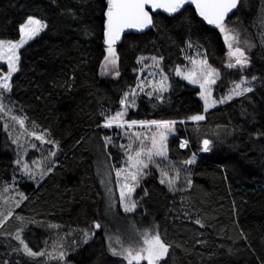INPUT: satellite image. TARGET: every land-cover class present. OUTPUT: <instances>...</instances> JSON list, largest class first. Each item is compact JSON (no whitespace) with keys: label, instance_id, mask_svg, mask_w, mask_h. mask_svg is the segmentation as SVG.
Segmentation results:
<instances>
[{"label":"trees","instance_id":"1","mask_svg":"<svg viewBox=\"0 0 264 264\" xmlns=\"http://www.w3.org/2000/svg\"><path fill=\"white\" fill-rule=\"evenodd\" d=\"M106 7V0H0V39H19V26L28 16L47 21L48 27L20 49L10 99L26 126L46 134L57 148L52 171L39 184L21 185L27 199L0 227V264H45L56 226L95 222L101 228L87 243L81 237L74 244L67 241L73 246L64 264H127L109 250L115 243L107 239L114 235L106 215L107 190L120 217L151 227L171 245L161 264H264V0H240L225 21L254 44L245 70L227 67L224 34L187 6L174 16L153 14L155 26L127 34L115 46L116 78L100 73ZM193 47L219 70L218 98L234 81L256 78L251 92L218 104L200 122L186 119L205 113L200 88L176 72ZM140 57H163L161 69L171 87L162 100L139 95L125 119L178 121L168 139L169 157L176 162L200 153L205 138L212 144L190 165V187L171 190L151 169L136 189L137 209L125 212L112 182L122 160V138L103 126L101 114L122 107L120 100L138 83ZM0 70L8 71L2 64ZM181 139L189 141L186 149L179 148ZM17 158L16 142L0 118V190L16 173ZM21 228L23 239L43 256L23 251L16 239ZM18 248L22 254L16 257Z\"/></svg>","mask_w":264,"mask_h":264},{"label":"snow or ice","instance_id":"2","mask_svg":"<svg viewBox=\"0 0 264 264\" xmlns=\"http://www.w3.org/2000/svg\"><path fill=\"white\" fill-rule=\"evenodd\" d=\"M188 3L194 4L200 17H203L208 24L216 25L220 31L224 34V41L227 44L228 52V63L227 67H241L244 68L249 65L250 60L247 56L245 49L240 47L239 33L235 29L229 28L225 23L226 17L233 9H236L240 3V0H106V11H105V26H104V43L106 45V55L104 56V63L101 65L102 72L114 71L116 76L120 75L118 71L119 54L116 51V43L121 40L122 35L126 29H145L149 26H155L153 21V15L149 11L151 9H163L167 13L174 14L179 12ZM48 27L47 21L39 19L35 16H28L26 21L19 26V39L17 40H4L0 39V61H4L7 65V72L0 70V111L4 110L2 103V97L5 92H11L12 90V77L13 74L19 71L20 66V49L24 47L29 41L37 37L44 29ZM191 47V44H189ZM204 59L189 58L192 63V69L187 72H182L180 68L176 69L178 75H183L192 84H198L200 86L199 95L203 98L204 109L206 113L209 108H214L217 104L227 103L233 100L235 97L243 96L245 93L251 92V87H245L248 83V78L243 77L239 81H234L233 86L228 90L226 95H221L218 99L213 96L212 86L216 84L219 78V70L214 69L208 64L206 53L203 54ZM144 57L140 60L143 61ZM153 62L158 66L159 62L163 60V57H153ZM256 79L255 77L252 78ZM144 83L141 82L137 85L141 91H143ZM171 87L168 82L167 75L160 70V80L153 81L150 91L147 92L148 96L158 95L159 99H163V93L169 90ZM138 93L135 90L126 92L123 98L120 100V104L123 108L114 114L104 116V126L112 127L113 125L133 127L136 125L140 126H155L157 131L150 135L149 143L150 147H145L144 143L141 142L137 149L132 148V144L128 145V149L132 151V155H129L128 160L130 166L127 170L117 169L116 176H123V180L120 185V198L124 201V211L132 212L136 208V202L130 199L131 194L135 191V186L139 183L138 177L141 176L143 170L148 167L149 163H155V157L167 158L168 146L167 140L168 135L174 132V126L176 120H126L128 108L136 107V98ZM20 125L24 124V119L14 117ZM187 120L200 122L205 120V115L197 113L186 118ZM32 136L43 141L45 139L44 134L32 132ZM141 133H136L137 137H140ZM105 140L109 143L110 138L105 137ZM48 143H54V141H48ZM189 144L188 140H182L180 143L181 148H186ZM212 141L204 139L202 141L205 152L211 151ZM35 147V145H33ZM51 156H55L56 153H50ZM195 162V154L185 164H192ZM18 165L22 164V170L25 173L30 174L32 169L29 164L21 160H16ZM159 168V164H156ZM40 168V165H37ZM47 171H52L49 168ZM45 175L43 170L39 171V176L42 178ZM30 178L35 179V176L30 175ZM179 180V171L176 170L175 177L169 175L167 171L161 169V183H167L171 190H175L177 181ZM131 181V182H130ZM187 184L190 187L192 181L187 180ZM21 200L16 201V206H19L23 200L27 197L23 193ZM2 215V213H0ZM8 216L12 215L9 211ZM7 217H5L6 219ZM3 220H0V224ZM196 224H201L200 220L195 221ZM96 229L101 228V224L96 222L94 224ZM93 233L83 231V243H87ZM141 240L135 246L129 244L127 247L122 242L117 240L120 245L119 248L112 247L109 244V250L113 255L122 257L127 261V264H141L142 261H147V264H161V261L168 255L170 244L166 243L158 231L145 230L140 233ZM246 238V237H245ZM16 239L21 242L23 251L32 257L43 256L45 253L33 251L29 247L28 243L23 239V229H18ZM111 240V238H109ZM62 248L63 245H60ZM66 253L59 251L58 259L64 260Z\"/></svg>","mask_w":264,"mask_h":264},{"label":"rangeland","instance_id":"3","mask_svg":"<svg viewBox=\"0 0 264 264\" xmlns=\"http://www.w3.org/2000/svg\"><path fill=\"white\" fill-rule=\"evenodd\" d=\"M227 26L229 28L235 29L234 27L229 26L228 24H227ZM235 31L239 33V41H240L239 46L245 49V52H246V54L250 60V54L253 51V47H254L252 40L248 36L243 35L244 31H240V30H236V29H235ZM116 51H117V49H116ZM203 54H205L203 52V50L196 48V47H193L191 50L187 51L186 52V64L179 67L181 69V71L187 72V71L192 69L193 66H192V63H191L189 58L204 59L205 56ZM207 61H208V59H207ZM103 63H104V60H103ZM140 63H141L142 67L140 70L137 85L140 84L141 82H143L145 86L143 88V91H141L139 88H137V85L133 89H131V90H135L138 93L137 98L139 97V95L147 94L148 91L152 90L151 89L152 82L160 80V70H161V63L159 62L158 66H157L156 64H154L152 58H146V59H143V61L140 60ZM227 63H228V57L226 60V64ZM0 64L5 65L7 67V65L4 61H0ZM208 64H209V62H208ZM249 65H250V63H249ZM249 65L244 67V68H241L239 66L234 67V68L245 70L246 68L249 67ZM118 69H119V63H118ZM100 73H101V76L104 78L105 77H115V78L118 77L114 74V71L102 72L101 68H100ZM163 73H165V72L163 71ZM180 77L183 78L184 80H186L188 83H190L187 79L184 78L183 75H180ZM167 78H168V76H167ZM168 82H169V80H168ZM190 84H192V83H190ZM192 85L200 88V86L198 84H192ZM232 86H233V84H232ZM245 87H251L253 90L254 80L248 79V83L245 85ZM212 88H213V96L216 97L215 85H213ZM200 91H201V89H200ZM164 93L165 92L159 93V95H163ZM245 94H247V93H245ZM153 96H158V95L154 94ZM137 98H136V101H137ZM216 98L218 99V97H216ZM2 103L4 105V110L0 111V118L4 122L6 130L9 132L11 137L16 142L17 149H18L17 160L19 159L22 162L26 161L29 164L30 168L32 169V172L30 174L25 173L22 170V164L18 165L16 163L17 169L15 170L16 173L13 175L12 180L9 183H6L3 186V188L0 190V213H2V215H0V220H3V223L0 224V227L13 215V213L19 207V206H16V201H20L22 199L20 194L23 193L25 196L24 190H23L21 185L24 182H33L35 184H39L40 181L44 177H46V175L50 172L47 170L49 168L52 169L53 166L57 163L56 155L55 156L50 155V153H52V152H55L57 154V148L53 143H48V141H51V140L47 137V135L44 134L45 139L43 141H41V140H39L36 137L31 135V133L34 131L30 130L26 126L25 120H24V124L20 125L18 123V121L16 119H14V117H18V118H22V119H24V118L20 114V112L17 111L14 103L10 99V92H5L3 94ZM122 108H123V106L117 111H120ZM130 108L131 107L128 108L127 112H129ZM210 109H212V108H209V110ZM114 113H110V114H114ZM206 113H203V115H205ZM103 126H104V123H103ZM105 128L113 130V134L120 135L122 138V141L120 144V148H122V152H123L122 160H121L119 166H117L114 170L115 174L113 176L112 182L114 180L117 198H118V201L120 203V207L122 208V210H124V207H123L124 201H122L120 198V185H121V182L123 180V176L117 177L116 176V170L117 169L127 170L130 166V161L128 160V157H129V155H132L133 153L131 150L128 149V145L131 143L132 148L137 149L138 145L141 142H143L145 147H150V143H149L148 138L150 137V135L154 134L157 131V129L155 126L148 127V126H140V125H136L133 127L113 125L112 127H105ZM174 129H175L174 132H172L168 135V139L171 136L175 135L176 125L174 126ZM136 133H141L142 135L140 137H137ZM38 134H40V133H38ZM205 139H209V138H205ZM182 140H184V139H181L179 141V148H181L180 143ZM33 145H35V147H33ZM167 146H168V140H167ZM202 148H203V145L201 143V152L200 153H194L195 159H199L201 157V155L203 153H205V151H203ZM181 149H183V148H181ZM192 157H193V155L191 156V158ZM154 159H155V163H149L148 167L143 170V173L141 174V176L138 177L139 183L135 186V191L130 196L131 200L135 201L136 189L138 188L140 183L146 179V177L151 172V169L157 170L160 174V178H161V169H163L164 171H167L169 173V175H171L173 177H175L176 170H178L179 171V180L177 181L175 188L177 186H179L180 184H183L184 186L187 185V180L190 179V165L191 164H185V161L182 163L173 161L169 157V153L167 155V158L155 157ZM38 164L40 165L39 169L37 168ZM156 164H159V168L156 167ZM40 170H43L45 172V175L42 178L39 176ZM30 175L35 176L36 178L32 179V178H30ZM165 184H167V183H165ZM106 197H107L106 215H107L108 220L114 226L113 227L114 228V235H113V237H111V241L115 244L114 245L111 244L112 247L119 248L120 245L117 243L118 239L120 242H122L124 244L125 247H127L129 244H133L135 246L141 240L140 233L144 232L145 230H153L151 227H148V226H145L142 224H135L134 222H132L129 219H124V218L120 217V215L117 212L118 210H117V204H116L115 197L110 192V190H107ZM21 203H19V205ZM136 209H137V206H136L135 210ZM9 211L12 212L11 216L7 215ZM5 217H7V218L5 219ZM75 225L76 224L69 225L68 227H60V226L55 227V241H54L53 245L47 251V257H46L45 264H64L65 260L67 259L68 255H69V249L73 246V245L68 246L67 241H68V243H70V240L72 239V240H74V242H73V244H74V243L78 242L79 237L84 239V236H83L84 230L88 231L89 233H93V235H95L99 231V229H96L94 227V224L92 227H90L88 225L87 226H80V225L78 226V224H77L76 225L77 228H75L76 227ZM90 228H94V229L90 230ZM93 235L91 236V238L93 237ZM109 238L110 237L108 236L107 239L109 240ZM25 242L28 243L27 240H25ZM28 245H29V247H31V245L29 243H28ZM60 245H63V247L61 248ZM15 250L17 251L14 253L16 255V257H18V255L22 254L21 250L19 248L15 249ZM59 251H64L66 253L64 260L58 259ZM144 263L147 264V261H144Z\"/></svg>","mask_w":264,"mask_h":264},{"label":"water","instance_id":"4","mask_svg":"<svg viewBox=\"0 0 264 264\" xmlns=\"http://www.w3.org/2000/svg\"><path fill=\"white\" fill-rule=\"evenodd\" d=\"M187 6H193V7L196 9V7H195L194 4L188 3V4H186V5L184 6V8L187 7ZM184 8H182L179 12L174 13V14L167 13V12H166L165 10H163V9H155V10H154V9H151L150 7H149V11L152 13V15H153V14H157V13H164V14H167V15H169V16H174V15L180 13ZM234 10H235V9H233V11L230 12V13L228 14V16L226 17V20L228 19L229 16L232 15V13L234 12ZM197 12H198V11H197ZM198 14H199V13H198ZM226 20H225V21H226ZM206 22H207V21H206ZM209 25H211V24H209ZM211 26H216V25H211ZM151 27H152V26H149L148 28H145V29H142V30H140V29H126L125 32H124V34H123L122 37H121V40H120V41H117V43H116L115 46H118L119 44H121V43L123 42V40H124V38H125V36H126L127 34H130V33H137V34L145 33V32H147V31H149V30L151 29Z\"/></svg>","mask_w":264,"mask_h":264}]
</instances>
